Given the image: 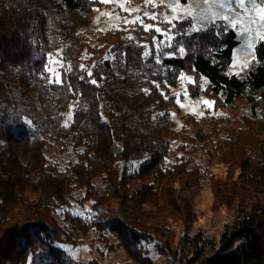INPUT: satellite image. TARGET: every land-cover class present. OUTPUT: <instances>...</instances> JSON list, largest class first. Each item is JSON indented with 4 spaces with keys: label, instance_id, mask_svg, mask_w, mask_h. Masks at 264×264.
Returning a JSON list of instances; mask_svg holds the SVG:
<instances>
[{
    "label": "trees",
    "instance_id": "1",
    "mask_svg": "<svg viewBox=\"0 0 264 264\" xmlns=\"http://www.w3.org/2000/svg\"><path fill=\"white\" fill-rule=\"evenodd\" d=\"M101 5L0 0V264H71L59 245L87 238L135 264H156L149 246L167 264H264V41L241 77L228 72L239 41L225 21L197 34L177 22L158 64L155 32L87 29ZM52 54L66 63L63 86L44 78ZM186 77L214 114H182L177 129L169 114L181 109L161 92ZM238 103L249 113L233 118ZM207 179L212 213L235 215L217 239L194 231Z\"/></svg>",
    "mask_w": 264,
    "mask_h": 264
},
{
    "label": "rangeland",
    "instance_id": "2",
    "mask_svg": "<svg viewBox=\"0 0 264 264\" xmlns=\"http://www.w3.org/2000/svg\"><path fill=\"white\" fill-rule=\"evenodd\" d=\"M123 3L125 8L128 9H135L140 8L139 12H132L131 15H129L128 12H124L119 7V4ZM155 3L157 7L153 8L151 6H145L144 0H117V2L108 4V5H101L99 8H95L93 16L90 20V23L88 25V30L91 32L96 31H109V30H115V29H124L129 32V34L132 36L133 33L137 30L138 27H140L138 24H124V19L127 18V20L131 21L136 16H141L144 19V22L146 24L155 23L156 26H159L162 30L168 29L171 27V25L159 23L158 21L153 22L149 20L147 17H143L144 12H148L149 15L152 14V12L161 13L169 16H176L178 19L174 20L173 23L179 22V20L182 18L184 21H188L190 25L185 29V33L187 34H197L201 31H204L207 26L210 24V19L212 16L213 11H215L214 8L203 5L200 0H197L196 4H193V0H189L187 2L188 6H191V10L193 11V14L200 12L202 15L207 16L209 19L206 20H199V21H192L190 18L186 16L185 13H183L180 9H178L175 13H172L170 9L167 6H161L159 5V0H155ZM184 5V4H182ZM206 9V11H205ZM236 11H240L239 9H236ZM105 13V15H101V13ZM107 13H111V17L107 15ZM117 15H119V19H117ZM222 20V19H217ZM216 20V21H217ZM231 28V27H230ZM193 29H202L200 31H194ZM237 33L238 38V45L236 46L232 58V63L229 67V74H237L238 76L244 77L247 72L251 69V67L256 62V48L257 44L261 41L257 34L255 27L252 31H249L245 33L241 27L232 28ZM169 36L175 37L176 33L173 32V29L171 32L168 33ZM165 40V43H168L167 37H162ZM161 37H158L157 44H159V40ZM171 40V42L173 41ZM251 44L252 47L249 48L248 45ZM54 57L55 59L59 60V64H51L50 67L54 69L56 72L61 74V77L63 75V72L65 71L66 63L63 59H61L58 54H52L49 56ZM51 75V73H49ZM191 78L186 77L184 79V82H182L178 88L174 89L172 91V94L175 95L176 93H185L187 91L186 95L180 96V102L183 104V107H180L181 114H179L175 109H171V113H175V116H172L173 121L175 123V126L177 129H181L183 126V119L182 114H193L196 116L199 120H208V118L214 114L213 107L210 109H206L205 106L201 103L203 100L210 101L205 96H200L198 98H192L187 87V83L191 82ZM203 112V115H200L199 113ZM231 115V117L240 114H248L249 109L246 103H238V107L236 110L228 111ZM234 118V117H233ZM261 128L264 130V124L261 120V118H258ZM196 159L199 160L202 163H205V159L203 158V154L200 151ZM174 158H171V162H173ZM223 169L225 171V168L217 166L212 167L211 172H220ZM30 199H33V197H30ZM213 203V193L211 190V187L209 185L208 179L204 183V188L202 190L201 196L199 197L197 201V209L200 213H203L204 216L198 222L195 227L194 231L203 230L206 233L207 237L212 238H218L220 234L223 232L224 224L226 222L233 221L235 215L232 212L223 210L220 214L215 215L211 211V205ZM107 206H103L100 208L98 212V218H102L103 215L107 212ZM73 212L76 215H85V209H82L78 205H74ZM177 237L178 240L181 239L183 234L182 225H177ZM112 241H114V238L112 237ZM61 249H63L68 256L71 264H88L92 260H98L101 264H135L130 260V258L127 256V254L121 249V248H115L112 252H109L107 248L101 246L97 248L94 246L91 242L90 238L84 239L79 245L72 246V245H59ZM149 256L156 262V264H167L166 259L163 256L157 255L151 246H149ZM178 264H183L181 262H178Z\"/></svg>",
    "mask_w": 264,
    "mask_h": 264
},
{
    "label": "snow or ice",
    "instance_id": "3",
    "mask_svg": "<svg viewBox=\"0 0 264 264\" xmlns=\"http://www.w3.org/2000/svg\"><path fill=\"white\" fill-rule=\"evenodd\" d=\"M94 3L97 4H103L108 5L117 2V0H93ZM127 2V0H126ZM203 5L212 7L215 9L213 11L210 23L215 24L217 19H222L226 22V27L231 28H237L241 27L245 33L252 31L255 27L256 34L258 38L261 41H264V0H200ZM197 0H193V4H196ZM144 5L151 6L153 8L157 7L155 0H144ZM159 5L161 6H167L172 13H175L178 9H180L183 13L186 14L188 18L192 21H199V20H206L209 19L207 16L202 15L200 12L193 14V11L191 10V6H185L187 5V0H184V5H182L181 0H159ZM119 7L122 11L128 12L129 15H131L132 12H139L140 8L135 9H128L124 7L123 3L119 4ZM236 9H239L240 11H236ZM206 11V9H205ZM101 15H105V13H101ZM109 17H111V13H107ZM143 17H147L149 20L156 22L159 18V23H164L171 25L170 28L162 30L159 26H156L155 23L146 24L144 22V19L141 16H136L131 21L127 20V18L124 19V24L127 25L129 23L131 24H138L145 32H155L157 35L153 37V40L155 41L158 37H161L159 40V44H157L156 47V55L155 59L156 62L162 63L160 57L164 55V49L165 48H171L173 47L171 40L173 37L169 36L168 33L172 31V29H175L177 27V24L173 23L174 20H177L178 18L176 16H169L161 13L152 12L151 15H149L148 12L143 13ZM119 15H117V19H119ZM180 23H183L184 20L181 18L179 20ZM194 31H200L202 29H193ZM187 34V33H185ZM162 37H167L168 43H165V40ZM249 48L252 47L251 44L248 45ZM180 53H184V48L180 47L178 49ZM142 56L144 58H148L153 56L152 51L145 50L142 53ZM60 61L55 59L54 57H50L46 59V62L43 66V73H51V75H45L44 78L47 80V83L50 85H59L63 86L65 84V79L61 77V74L56 72L54 69L50 67L51 64H59ZM83 67V66H81ZM90 76L91 73H88ZM83 79V77H81ZM90 83L95 84L96 81H90ZM194 83V82H193ZM69 91H72V86L69 84ZM155 87L157 90H159L160 85L155 84ZM146 93H149V90H144ZM187 91L185 93H176L172 97L166 96L163 92H161V95L165 99H172L174 100L180 107H183L184 105L180 102V96L186 95ZM201 103L205 106L206 109H210L214 106L215 101H208L203 100ZM200 115H203V112L199 113ZM160 115H165V113H161ZM169 115L175 116V113H171ZM71 115L69 116V119H71ZM67 126V123H66Z\"/></svg>",
    "mask_w": 264,
    "mask_h": 264
}]
</instances>
